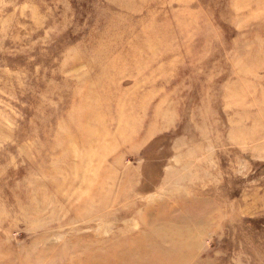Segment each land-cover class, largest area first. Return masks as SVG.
Returning <instances> with one entry per match:
<instances>
[{"label":"rangeland","instance_id":"1","mask_svg":"<svg viewBox=\"0 0 264 264\" xmlns=\"http://www.w3.org/2000/svg\"><path fill=\"white\" fill-rule=\"evenodd\" d=\"M117 258L264 264V0H0V264Z\"/></svg>","mask_w":264,"mask_h":264},{"label":"bare ground","instance_id":"2","mask_svg":"<svg viewBox=\"0 0 264 264\" xmlns=\"http://www.w3.org/2000/svg\"><path fill=\"white\" fill-rule=\"evenodd\" d=\"M119 70V69H118ZM117 104V103H116ZM119 105V104H118ZM116 106V105H115ZM92 114V113H91ZM89 117V116H88ZM90 120V119H89ZM131 120V119H130ZM95 121V120H94ZM93 151V150H92ZM135 249H133V246H132V249H133V251H132V253L134 252H136L135 250H136V247H134ZM133 253V254H134ZM135 254H137V253H135ZM146 254V253H145ZM159 255V254H158ZM118 256V255H117ZM136 256V255H135ZM115 257V256H114ZM119 257V256H118ZM125 257V256H124ZM122 258V257H121ZM121 258H117V260H115V261H109V262H106L105 264H122L123 263V259H121ZM115 259H116V257H115ZM139 262H141V261H139ZM165 262V261H164ZM94 263V262H93ZM99 263V262H98ZM95 264H96V262H95ZM101 264V263H100ZM102 264H104V263H102Z\"/></svg>","mask_w":264,"mask_h":264}]
</instances>
